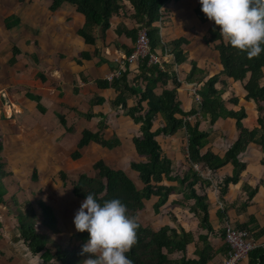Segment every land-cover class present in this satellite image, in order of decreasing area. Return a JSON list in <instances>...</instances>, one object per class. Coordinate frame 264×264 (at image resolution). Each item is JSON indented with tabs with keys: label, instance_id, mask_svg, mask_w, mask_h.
<instances>
[{
	"label": "crops",
	"instance_id": "1",
	"mask_svg": "<svg viewBox=\"0 0 264 264\" xmlns=\"http://www.w3.org/2000/svg\"><path fill=\"white\" fill-rule=\"evenodd\" d=\"M35 1L34 5L41 8L39 14L35 13L36 15H34L36 20L33 18V14L30 16L26 13L24 15L16 14L21 10L19 3L10 6L14 15L5 18V25L7 18H19L20 23L10 24V28L6 25V28L11 30L20 27L19 31L23 30L22 35H16L12 40L7 36H0V145L3 147L1 157L2 162L5 164L4 171L7 174L9 173V175H0V180L2 177L1 181L7 190L5 203L0 204V252L4 254L0 259V264H17L13 262L15 260L16 262L20 261L14 256L17 254L18 247H14L12 243L13 238L17 237L13 230L19 225L16 217L20 210L24 209L21 206L26 203V200H31V198H26L24 202L16 203V197L25 193L24 190L18 189L23 174L29 170H37L38 179H42L41 176L45 173L60 176V173L63 172L70 177L68 171L72 172L73 168L71 166L66 167L65 160L80 161L85 157L87 150H130L135 156L132 162L144 161V158L138 155L133 143V138L140 134L141 125L136 124L126 114L125 109L113 107L112 103L118 97L119 91L112 87L101 88L97 84L100 80H108L112 73L120 70L121 62L127 56V51L135 47V41L131 38L125 34H117L118 28L123 29L126 27L129 30L137 28L138 24L133 18L134 12L130 4L126 2L127 11H122L111 19V27L107 30L105 39L100 38L99 29L95 30V35L99 38L97 45L93 46L87 44L85 39L78 34V31L85 25L86 18L77 11L76 7L66 3L57 11L52 12L50 10L52 0ZM0 3V8L6 7L4 5L5 0H0ZM198 4L199 0H172L163 7L164 10L167 9L169 18L156 23L165 44L179 38L188 40V43L183 45L187 61L182 64L174 62L172 53L169 56H165L166 52L158 51L157 53L158 56L163 58L162 64L166 65L165 69L169 70L171 74L175 73L174 75L180 83L178 96L182 108L186 112L195 106V88L199 94L204 82L210 77L219 75L223 69L219 53L213 48V45L208 46L205 42L212 21L201 22L196 14ZM29 18L32 20H29ZM37 30L40 32L37 33ZM15 31H18V29ZM97 48L102 51L101 57L95 55ZM15 50H18L16 55ZM83 53H89L90 58L83 59L81 57ZM12 58H15L13 64L11 63ZM192 62L197 63L200 73L198 78L189 82L187 78L192 68ZM37 67L40 70H37ZM129 68L128 78L130 82H133L139 72V66L138 64H131ZM222 79L226 81L227 87L225 88L221 82L217 87L219 90L225 88L224 95H228L227 97L223 95L226 107L229 110L244 108L247 113V118L244 120L245 126L250 129L255 128L258 118L256 104L245 99L246 93L242 83L226 76ZM169 87H174L173 83H170ZM236 88L241 90L242 97L237 96L239 104L237 109H232L229 105L233 104L228 100L234 97L232 92ZM162 91L163 88L160 85L156 89V93L159 95ZM22 94L23 96H21ZM97 97L103 98L104 103L91 105V101ZM137 100V97H128V107H133ZM10 104L12 105L10 106ZM39 104L43 106L45 112L39 109ZM8 111L11 114H7ZM89 113L93 114L91 119L85 117V114ZM59 115L65 117L66 127L61 123ZM227 119L230 120V123H233V138L231 137L228 142L229 145L224 150H216L217 146H214L217 134L221 132V123L226 120L221 118L214 125L208 144L202 150L203 153L210 151L223 158L228 148L238 138L236 121L230 118ZM193 120L190 121L194 123L195 120ZM101 123L108 126L103 132L105 138L109 139L108 134H111L112 137L115 135L120 139L121 145L109 150L98 143L92 142L80 151L81 157L79 159H73L72 156L78 150L77 144L83 131L89 129L96 132L99 130ZM207 124V127L201 129H210L209 121ZM163 125L164 119L159 115L154 123V130ZM67 128H73L74 131L69 132ZM181 138H185L188 147V134L184 129L170 137L158 136L157 141L160 143V139H164L175 143L179 140V143H181ZM224 139H228L227 135L224 136ZM187 147L186 150H181L182 148L179 150H165L161 146L162 155L172 161L174 173L183 174L191 168L198 170V166L189 160ZM263 158L264 151L262 148L259 145L250 144L247 150L240 155V160L247 165L246 170L241 174L240 181L237 184L228 186V190L224 195L220 193L219 185L225 178L232 176L233 166L231 164H227L214 174L208 171L200 172L208 183V185H204L205 188L200 192L205 193L209 200L210 221L215 232L210 234V241L214 249L218 251L217 256L208 264H222L226 257L227 253L221 252V250L228 246L224 237L227 226L239 229L248 228L257 247L264 246ZM94 164H92V169ZM67 165L70 164L67 163ZM132 171L135 174L134 178L127 175L134 180L133 182L138 189H142L144 184L139 180V174L134 170ZM72 173L76 177L72 179L73 181L77 180L80 174H84L80 170H75ZM85 173L89 175L86 171ZM67 182L68 180L63 181V186H66ZM14 184L17 186L15 191L12 189ZM164 184L179 188L178 181L165 180ZM255 188H258L256 195L245 206L244 203L248 202L250 192ZM71 192L73 193L72 189ZM75 198L79 199V202L83 201L79 197ZM182 199L181 191H176L161 208V213L156 214L154 204L158 202V197H152L151 200L145 202V208L139 212L138 219L143 223V219L146 217L144 213H154L156 216L166 215L167 222L160 225V227L153 228L158 230L165 225L175 226L170 218V213L174 214L179 224L195 235V241L188 246V257L191 258L194 257L198 235L207 234V231L199 227L197 217L190 212L188 207L175 204V201H181ZM149 202L152 203L149 205ZM176 208L188 210L184 214H191L192 218L180 220ZM52 209L54 211L53 206ZM24 210H27V207ZM35 211L39 215L36 208ZM220 212H222V217ZM55 215L58 227L60 219L56 213ZM195 219L197 220V226L193 228L189 221ZM14 220L16 221L15 225ZM41 221L42 218L37 221V227H39ZM156 221L160 222V219L157 218ZM37 230L39 231L38 228ZM10 232L13 233L9 234ZM39 232L43 233L42 231ZM75 232L77 231H74L73 234ZM24 247L26 246L24 245ZM26 250L29 252L27 247ZM12 258L14 261L10 260ZM240 264H249L248 259Z\"/></svg>",
	"mask_w": 264,
	"mask_h": 264
},
{
	"label": "trees",
	"instance_id": "2",
	"mask_svg": "<svg viewBox=\"0 0 264 264\" xmlns=\"http://www.w3.org/2000/svg\"><path fill=\"white\" fill-rule=\"evenodd\" d=\"M172 0H52L50 10L52 12L60 9L68 3L76 7L77 11L86 18L85 25L78 31L87 44L96 46L98 36L95 30L99 29L100 38L105 39L107 30L111 27V19L119 15L122 11H127L126 2L132 7L137 28L132 30L118 28L117 34H125L133 41H137L138 31L141 26L149 29V38L151 41V52L157 54L158 51L165 53L169 51L174 56L176 64H182L187 61L183 45L188 43L185 38L176 39L169 44L162 41L160 29L156 26L159 21L169 18L167 9H163L167 3ZM178 1V0H177ZM196 14L202 23L209 22L206 14L202 12V6L199 2L196 8ZM20 23L19 18L11 17L6 19V25ZM205 42L208 46L219 53L222 71L219 75L210 77L206 80L199 91L202 99L200 103L196 101L195 106L188 112L182 108V103L178 96L180 83L174 74L169 70H163L160 65H149L150 57L142 59L139 63V72L133 82L129 80V65L123 70L119 78L109 80H100L97 82L101 88H114L119 91L118 97L112 105L116 109H125L126 114L133 119L136 124H140V134L133 138V143L137 153L144 158L141 162H132L131 168L139 174V180L144 184L142 189H138L133 180L123 170L109 167L103 160L93 165V175L86 173L80 174L77 180L72 181V191L76 197L85 199L86 194L92 193L99 202L112 198H119L126 206L129 216L134 217L138 222L136 243L132 246L126 255L133 261V264H208L213 260L218 251L214 249L210 241V234H214V229L210 221L209 200L205 193L200 192L208 185L200 172L216 173L227 164L233 166V174L225 178L219 185L220 193L224 195L230 184H237L240 181L241 174L246 170L247 165L240 160V155L247 150L250 144L259 145L264 151V51L256 57L249 58L245 52L234 48L220 34L219 26L214 21L208 30ZM18 51V50H17ZM15 50V55L17 53ZM134 49L127 51V56L131 55ZM95 55L102 56L100 49L95 50ZM83 59H89V53H83ZM15 62L12 58L11 63ZM81 62L80 60L78 61ZM166 66V65H165ZM164 66V67H165ZM200 70L196 62H192V68L187 80L193 81L198 78ZM228 77L243 85L246 93L245 99L253 101L256 104L258 114L257 126L253 129L247 128L244 120L247 113L244 108L239 110H229L226 107V101L223 99L227 83L222 77ZM222 83L225 87L219 90L217 85ZM173 83L172 88L169 84ZM161 85L163 91L156 93V89ZM137 97V102L133 107H128L127 98ZM36 99V98H35ZM233 105L238 106L239 98L231 97L228 100ZM104 103V99L97 97L91 101V105ZM39 109L45 112L42 105ZM161 115L164 119V125L154 130V123L157 117ZM199 115V116H198ZM198 116L192 123L188 118ZM87 119H91L93 114H85ZM234 119L238 138L228 148L223 158L212 152L203 153L202 150L208 144L209 136L213 132V127L219 119ZM59 119L64 127L66 120L64 116L59 115ZM208 120L211 128L202 130L200 128L202 120ZM108 126L100 124L99 130L94 132L85 129L77 144L78 150L73 154V159L81 157V150L90 143L95 142L104 148L112 150L121 145L117 136L106 139L104 131ZM186 130L188 134V152L189 160L198 166V170L193 168L183 174L174 173L172 161L162 155V148L157 141L158 136L170 137L176 135L181 130ZM73 132V128H67ZM0 145V173L7 174L5 164L2 162ZM264 166V158L262 160ZM61 179L66 182L68 175L61 172ZM32 179H38V171L34 170ZM167 181H178L179 188L165 185ZM181 191L183 199L175 201V204H181L188 207L190 212L194 213L199 221V227L206 230L207 234H199L194 257H188V246L195 241V235L192 231L179 224L177 217L170 213L171 220L175 226L165 225L158 230L144 226L138 219L139 212L145 208V202L152 197H158V202L154 204L156 214L161 213V208L169 201V198L176 191ZM258 188L250 192L248 202L256 195ZM201 193V194H200ZM7 190L0 181V204L5 203ZM189 201H192L191 203ZM42 221L41 223L49 231L55 234L58 231L57 217L49 205L40 202L39 206ZM222 217V212H220ZM30 216L28 212L20 210L17 215L18 230L20 232L16 241H23L32 256L39 258L44 264H83L91 254L83 253L82 245L88 239V232H75L70 240L74 246L70 249H64L60 245L51 244L53 241L40 233L36 228L39 220L35 211ZM245 229V228H240ZM245 230H248L245 229ZM226 229L224 232V237ZM54 245L55 250L50 246ZM229 246L224 247L221 252L228 253ZM4 254L0 252V259ZM249 264H264V246H258L249 253Z\"/></svg>",
	"mask_w": 264,
	"mask_h": 264
},
{
	"label": "rangeland",
	"instance_id": "3",
	"mask_svg": "<svg viewBox=\"0 0 264 264\" xmlns=\"http://www.w3.org/2000/svg\"><path fill=\"white\" fill-rule=\"evenodd\" d=\"M34 2L35 0H5L3 8H0V36H7L9 38L14 39L16 35H22L23 30L19 31V28L8 30L5 25V18L7 16L14 15L13 10L10 9V6H14V4L19 3L21 10L16 14H22L26 13L28 16L32 15L33 18L36 20V15L40 12V6H35ZM1 4V3H0ZM2 6V5H1ZM5 8V9H4ZM29 20H32L29 18ZM18 31H15L17 30ZM40 32L37 30V33ZM43 68V66H42ZM37 70H40L39 67H37ZM21 94V93H20ZM232 94L235 96L242 97L241 90L239 89H233ZM23 96V94L21 95ZM225 97L228 95L225 94ZM196 100V98L194 97ZM245 103V102H244ZM8 105V104H7ZM12 104H10L11 106ZM232 109H237V106L235 105H229ZM8 110H10L8 108ZM11 111V110H10ZM7 114H11L8 113ZM199 116V115H198ZM198 116H194L193 119L196 121ZM162 119V118H160ZM193 120V121H194ZM201 126L200 128L207 127L208 120L201 119ZM163 123V121H161ZM233 123H230L229 119L223 120L221 123L220 130L221 132L217 134V137L215 139V145L216 150H224L229 145V141L231 140V137L233 138ZM89 126V124L87 123ZM208 129V128H207ZM227 135L228 139H224V136ZM111 134H108V137L110 138ZM112 137V136H111ZM182 141L179 143V140L177 142L172 143L171 140H164L160 139V143L162 148L165 150H186V143L185 138H181ZM175 144V145H174ZM181 145V146H180ZM135 156L131 153L130 150L125 151H104V150H87L85 157L77 162L67 161L65 160V165L71 166L72 172L75 170H80L81 172L85 171L89 173V175H93L94 171L92 169V164L95 162H98L100 160H103L105 163L108 164V166L115 168H119L118 170H123L126 172L129 176L134 178V173L131 169V162L134 161ZM69 163L70 165H67ZM34 170H29L22 176V181H20V190H24L25 193L20 194L16 197V203H20L21 201L24 202L26 198H31V200H26V203L21 206L23 211H26L29 213L30 216L32 211H35V208L37 209V213L39 220L42 218L41 212L39 209L40 202H44L45 204L49 205L50 207H54V211L57 214L58 218L60 219V224L58 226V231L55 234L52 231H49L44 225L41 223L39 224V227L36 228L39 229V231H42L44 235L49 237L53 242L51 244L54 245H60L64 249H70L74 246L73 242L70 240L71 234H73L74 231H77L75 229L74 223H73V217L78 210V208L81 205V202H79V199H76L75 195L71 192V183L72 179L76 178L72 172H69L70 177H68V182L66 186H63V181L61 180L60 176L54 175V174H46L42 175V179H37L36 181L32 180V174ZM1 175V173H0ZM131 178V179H132ZM2 180V177H1ZM0 180V181H1ZM133 180V179H132ZM134 181V180H133ZM33 182V183H32ZM27 183V184H26ZM13 191L17 189V186L14 184L12 187ZM40 191V192H39ZM152 202H149L150 205ZM28 204V205H27ZM25 206V207H24ZM35 206V208H34ZM183 209V208H182ZM75 210V211H74ZM36 212V211H35ZM176 212L180 220L183 219H189L192 218L188 214H184V212H188L186 209H177ZM146 217L143 219V225L150 228H157L160 227V225H163V223H166L168 218H166V215L156 216L154 213H144ZM159 218L160 222H157L156 219ZM58 219V220H59ZM38 220V221H39ZM14 225L16 224V221H13ZM154 224V225H153ZM172 224V223H171ZM189 224L195 228L197 226V220H190ZM154 230V229H153ZM1 232V230H0ZM13 232L16 234V238L19 236L18 227L13 230ZM13 232H10L9 234H12ZM16 238L14 237L12 240V243L14 247H18L16 250V255H14L19 262H13L17 264H44L43 261L39 258V256H32L27 250L26 247L23 245V241H16ZM51 245L50 247L55 250V246ZM13 256V257H14ZM11 261H14V259H10ZM85 264V262L83 263Z\"/></svg>",
	"mask_w": 264,
	"mask_h": 264
},
{
	"label": "clouds",
	"instance_id": "4",
	"mask_svg": "<svg viewBox=\"0 0 264 264\" xmlns=\"http://www.w3.org/2000/svg\"><path fill=\"white\" fill-rule=\"evenodd\" d=\"M202 12L219 26L234 48L253 58L264 51V0H199ZM75 229L88 232L85 264H133L126 255L136 243L138 222L127 206L112 198L102 203L88 193L73 217Z\"/></svg>",
	"mask_w": 264,
	"mask_h": 264
},
{
	"label": "built area",
	"instance_id": "5",
	"mask_svg": "<svg viewBox=\"0 0 264 264\" xmlns=\"http://www.w3.org/2000/svg\"><path fill=\"white\" fill-rule=\"evenodd\" d=\"M169 54L170 52L166 51L165 56H169ZM146 57H150L149 65L158 64L163 70H165V67L162 64L163 58L151 52V41L149 38L148 27L141 26L138 31L134 51L131 53V55L126 56L123 59L121 62V69L112 73L108 77V80L111 82L114 78H119L127 65L130 66L131 64H138ZM194 92L196 101L200 103L202 99L197 93L196 88ZM192 119L193 117L188 118V120ZM225 234V240L229 246V251L222 264H240L242 261L247 260L249 253L257 247L255 240L248 230L227 226Z\"/></svg>",
	"mask_w": 264,
	"mask_h": 264
}]
</instances>
